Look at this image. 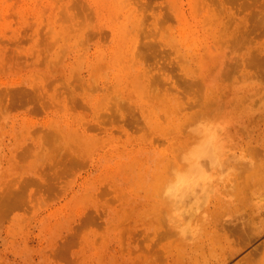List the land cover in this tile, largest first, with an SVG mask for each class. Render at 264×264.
Returning <instances> with one entry per match:
<instances>
[{
	"label": "rangeland",
	"instance_id": "374dc122",
	"mask_svg": "<svg viewBox=\"0 0 264 264\" xmlns=\"http://www.w3.org/2000/svg\"><path fill=\"white\" fill-rule=\"evenodd\" d=\"M263 87L264 0H0V264H264V186L242 190L264 171ZM225 95L229 144L258 162L225 199L258 202V232L211 217L184 259L155 194L183 122Z\"/></svg>",
	"mask_w": 264,
	"mask_h": 264
},
{
	"label": "bare ground",
	"instance_id": "6f19581e",
	"mask_svg": "<svg viewBox=\"0 0 264 264\" xmlns=\"http://www.w3.org/2000/svg\"><path fill=\"white\" fill-rule=\"evenodd\" d=\"M241 47H243V45ZM180 58H181V56H180ZM230 58H232V57H230ZM236 61H237V59H236ZM225 62H226V60H225ZM225 62H223V63L225 64ZM170 63H172V62H170ZM176 64H178V63H176ZM228 72H226V76H227ZM195 74H196V72H195ZM254 74H255V71H254ZM253 76H255V75H253ZM192 79H195V78H192ZM196 79H197V77H196ZM164 86H165V84H164ZM172 87H174V86H172ZM196 88H197V86H196ZM163 89H164V87H163ZM175 89H177V88L175 87ZM151 90H153V89H151ZM202 90H203V88H202ZM229 90H227V91L225 90V91L228 92ZM157 92H159V90ZM190 92H193V91H190ZM188 94H190V93H188ZM199 94H200V92H199ZM199 94L194 99H197L199 97ZM152 95H150V96H152ZM227 95H225V98L227 97ZM181 96H186V95H181ZM201 96H202V94H201ZM232 97H233V95H232ZM164 98H165V96H164ZM176 98H179V97H176ZM202 98H203V96L201 97V100H198V102H197V100H194L195 102L193 101L194 103H193V105L191 104V107L192 106L195 107L198 103H200L202 101ZM225 98L221 99L220 96L219 97L216 96V97L210 98V100H207V102H204V104L202 102L201 103V107H202L201 112L199 111V109H197V111H196V113L200 112L198 118L197 119L195 118V120H194V117H192L194 121L192 120V121L187 122V120H189L188 116H190L187 114L188 119H186L183 122V125L184 124H187V125L182 126V128H184V129H181V131L182 130L183 131L181 134L180 144H178V146L175 148L173 146L174 149L177 148V150H178L177 155L175 157V160L173 159L174 162H173V160L172 161L169 160L170 163H173L172 165H174V167H172V165H170L168 163V165L171 166L173 171L169 172L168 170H165L164 174L161 177V181L157 186V192L155 195H156V202L158 204V207H157L158 210H156V212H155V218L158 221V226L161 229V231L163 232V234L166 233V235H168V238L171 237L174 240V242H176L175 244L177 246L178 255H180L184 259L185 258L188 259V258H191V256H193L191 254V256L188 257V254L190 251L193 252L192 250H194V249H196V251H198L197 249L200 248V246L203 247V245H201V242L204 241L203 238H204V235L206 236V233H207L206 231H208V234H210V232H212V231L209 232V230L207 229L208 227H210L209 226L210 225L209 220L211 217L214 219V223L217 227L220 226L221 229H222V227H224L222 230H220V228H218L220 231H223V232H225V230H227V231L230 230L233 233L234 232L233 228H235V231H236V228H238V230L240 232H242V236L243 235L244 236H254V235H257V232H258L257 231L258 227H257V222H256L258 215H260L258 213V209H257V207H259L258 202H252V203L250 202L251 207H249L248 213H247L246 212L247 209L241 210V209H238L241 207H238V206L232 207L234 205V203L232 204L228 200V198L225 199L233 190L232 187L237 188V186H235L236 185L235 182H236V179L238 178L237 176H239V178L241 177L240 176L241 175L240 170L242 169V171L245 172L248 165L250 167L252 166L251 161H253V164L257 162L256 160L251 159V158H253V157H251V155L248 156L246 153H244V154H246L248 157H251L250 158L251 161H250V159H249L250 162L247 161L248 157L246 159H243V160L247 161L246 164H245L246 161L245 162L243 160L240 161V153L238 155L236 149H240L241 147L240 146L237 147V145H235V144H229V137L231 134L230 130H232V129H230V127H229L228 117H226V119H227L226 120L225 115L224 114H223L224 116L221 115L222 113L220 114V111H221L223 105L231 104V103H233V100L231 98L230 100H232V101H230L229 99L226 98L227 99L226 101L225 100L222 101ZM149 99H150V97H149ZM181 99H182V97H181ZM186 99H187V97H186ZM186 99H183V100H185V102L188 104H185L183 106L184 108L186 105L188 106V105H190L189 103L192 102V100H191V102H190V100L188 102V99L187 100ZM185 102H183V103H185ZM179 103H180V101H179ZM168 105H166V106L168 107ZM198 105L200 106V104H198ZM179 106L182 107V104ZM187 106H186V108H187ZM235 107L237 108L238 106H235ZM239 107H238V109H239ZM188 108H189V106H188ZM236 108L234 110H236ZM177 109H176V111H177ZM229 109H233V108H229ZM181 110H182V108H181ZM226 110H227V108H226ZM226 110L224 113H226L228 111V110L227 111ZM229 111H230V114H232L231 113L232 111L231 110H229ZM227 113H229V112H227ZM191 115L193 116V113ZM196 115H194V116L197 117ZM219 115H221L220 118H219ZM236 115H238L237 112H236ZM227 116H229V115H227ZM221 117H223V119H225V121L223 119H222L223 120L222 121ZM238 118L240 119L241 117H238ZM230 119H232V118L230 117ZM233 120H235V118ZM241 125L242 124H240V126ZM231 127H233V125H231ZM244 128L240 127L239 130L240 129L242 130ZM247 129H248V127H247ZM172 130H173V128H172ZM244 131H245V129H244ZM167 132H170V131H167ZM249 135H250V133H249ZM235 137H236V135H235ZM156 138H158V137L156 136ZM177 143H176V145H177ZM254 145H255V143L251 146L254 147ZM253 147H250L251 150L257 148L255 150V152L258 151V153L261 152L260 155L263 154L262 153L263 151H261V149L258 150L259 146L256 148L255 147L253 148ZM242 152H243V150H242ZM250 152H253V151H250ZM258 153H256V154H258ZM170 157L173 158L172 155ZM254 158L256 159V157H254ZM257 164H258V162H257ZM161 165H162V163H161ZM245 165H247V166H245ZM170 166H167L168 167L167 169H169ZM254 166H256V164ZM251 168H248V170ZM172 169H169V170H172ZM246 172H247V173H245V178H246L245 180L246 181L244 180L245 183H244L243 188H242L243 193L245 196H248L247 198H249L250 201L251 200L256 201V199H253L254 197L252 198V196L254 195V191L256 189L261 190V187L264 186V171H262L261 169H255L254 168L252 171H246ZM243 179H244V177H243ZM238 184H239V182H238ZM231 188H232V190H231ZM233 191H235V190H233ZM259 196L262 197L263 195L259 194ZM262 198H260V200ZM235 199H234V201H235ZM239 200H240V202L242 201L241 198ZM260 200H258V201H260ZM234 201H232V202H234ZM244 202H245V200H244ZM247 202L249 203L248 200L245 203L247 204ZM231 204H232V206H231ZM237 204L238 203L236 201V205ZM248 214H249V216H248ZM212 223H213V221H212ZM225 226H230V227H229V229L228 228L225 229ZM214 228H216V227L214 226ZM231 228H232V230H231ZM215 230L217 231V229H215ZM238 230H237V232L239 233ZM237 232H235L236 235H239V234L241 235V233L238 234ZM229 233L227 232V234H229ZM214 235H215V233H214ZM216 236L213 237V235H212L213 239H215ZM204 248H205V243H204ZM202 250H203V248H202Z\"/></svg>",
	"mask_w": 264,
	"mask_h": 264
}]
</instances>
